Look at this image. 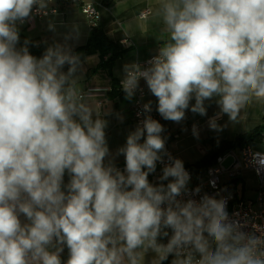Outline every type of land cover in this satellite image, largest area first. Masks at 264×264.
Segmentation results:
<instances>
[{"label": "clouds", "instance_id": "clouds-1", "mask_svg": "<svg viewBox=\"0 0 264 264\" xmlns=\"http://www.w3.org/2000/svg\"><path fill=\"white\" fill-rule=\"evenodd\" d=\"M51 2L0 0V264H146L149 252V264L169 256L171 264H264V230L242 231L223 198H194L201 188L189 190L183 161L167 152L163 126L148 115L151 101L117 149L121 170L106 139L110 109L93 102L99 85L81 83L73 33L39 58L29 40L17 47V23L34 8L47 16ZM154 15L167 39L147 66H123L126 99L143 91V80L160 116L175 123L189 109L207 115L205 102L215 100V131L221 115L240 124L249 105H264V0H159ZM192 133L199 137L195 125ZM250 163L259 174L264 153Z\"/></svg>", "mask_w": 264, "mask_h": 264}, {"label": "crops", "instance_id": "crops-1", "mask_svg": "<svg viewBox=\"0 0 264 264\" xmlns=\"http://www.w3.org/2000/svg\"><path fill=\"white\" fill-rule=\"evenodd\" d=\"M95 3L99 12V19L95 26L102 29L105 35L114 43H117L124 54L114 63L112 77L105 69H97L100 59L97 55H86L82 47L86 44L91 28L94 27L74 5L58 4L49 5V9L55 8L56 14H49L42 19L31 17L23 24L17 23L19 33L28 40H35L46 47L54 43H64V37L73 33L74 38L68 43L74 53L79 54L82 60L83 74L81 83L86 89L102 88L93 102L102 112L110 109V114L104 116L108 121L105 129L106 139L110 152L114 156V163L121 170L125 167L123 155L116 156L117 149L126 143L129 132L134 131L136 125L133 122L131 109L132 99H126L125 93L120 89L123 79V66L129 63H142L158 54L159 42L167 39V34L162 35L161 21L154 15V8L159 0H91ZM148 11L149 15L140 19V14ZM49 23L55 25V30H49ZM126 34L127 37L124 35ZM127 40L125 45L122 41ZM67 65L64 71H67ZM96 70V71H94ZM94 71V72H93ZM116 84V85H115ZM116 89H119L117 93ZM140 89L145 92V102H152V108L157 109V99L150 93L146 83L140 81ZM195 103V101H191ZM207 115L200 116L186 110L185 119L180 123L164 120L162 123L166 131L171 135L168 144L173 155L181 159L184 164L192 165L203 157L215 152L220 142H232L237 136L244 135L252 129L264 126V105L253 103L242 113L243 119L240 124L229 122L226 114L217 119V123L224 126L221 131L211 130L208 125L209 119L219 113L220 109L215 100L205 102ZM193 125L199 130V137L192 133ZM142 142V141H141ZM253 151L264 153V133L259 142L249 146ZM160 174H149L151 183L158 182ZM68 181L65 175V183ZM166 182V181H165ZM257 178L253 171L244 170L238 180L233 184L226 176L222 177L223 189L229 195L236 198L253 199L256 196ZM241 195L237 196L236 189ZM233 189V190H232ZM167 242V238H165ZM172 256H169L170 263Z\"/></svg>", "mask_w": 264, "mask_h": 264}, {"label": "built area", "instance_id": "built-area-1", "mask_svg": "<svg viewBox=\"0 0 264 264\" xmlns=\"http://www.w3.org/2000/svg\"><path fill=\"white\" fill-rule=\"evenodd\" d=\"M51 4H67L74 5L79 8L80 12L85 16V18L95 26L97 20L99 19V12L96 5L91 0H52ZM56 14L57 10L55 8L48 9L49 14ZM48 14V15H49ZM149 15L148 11H144L140 14V19H144ZM33 17L37 19H42L45 16L42 14H37L35 8L33 9ZM151 59V58H150ZM146 60L140 63L143 66H147ZM143 81V80H141ZM122 89V87H121ZM123 91V90H122ZM145 92L138 90L132 98V119L134 124L137 126L138 123L144 119V113L142 111L143 105L145 104ZM140 113V115H138ZM151 117L161 123L164 131L161 133L162 137L165 138V147L168 153L172 157L176 158L173 153L169 150L168 144L171 135L166 131L165 126L162 123V118L157 110L152 108ZM250 147H246L239 151L227 152L225 154L216 157L215 165L205 172L204 176H194L187 165L184 164L185 169L190 174V182L188 184L189 190L195 189L197 186L201 188V192L195 199H199L200 196L207 193L208 195L216 196V198H223L226 200V209L229 213V217L234 220H238L241 224L245 226L241 229L246 233H253L257 236L260 235V231H256L253 225L259 226L261 230H264V170H261L259 174L255 167L250 163L252 153H255ZM165 162H167V156H165ZM229 163V164H227ZM163 165L159 162L157 163L156 172L160 175L162 174ZM244 170H251L254 172L257 178V190L254 199H236L233 195H229L225 192L222 185V177L226 176L231 182L238 178ZM187 198V197H185ZM173 257H171V260ZM171 260L170 263L171 264Z\"/></svg>", "mask_w": 264, "mask_h": 264}, {"label": "trees", "instance_id": "trees-1", "mask_svg": "<svg viewBox=\"0 0 264 264\" xmlns=\"http://www.w3.org/2000/svg\"><path fill=\"white\" fill-rule=\"evenodd\" d=\"M19 36H20V41H19V44L17 45L18 48L23 46L24 41L26 40V38H24L20 33H19ZM29 41L30 43L28 45V48H29L30 54H32L33 56L37 58L41 57L47 47L42 43L40 44L37 43V41L35 40H29ZM82 50L84 51L86 55H89V56L97 55L100 59L97 69L107 70L110 77H112V70H113L114 63L124 54V51L121 49V47L117 43L112 42L105 35L102 29L98 26H94L91 28L87 42L82 47ZM120 90L122 91V89ZM116 91L117 93H119V89H116ZM131 112H132V109H131ZM262 133H264V126H259V127L252 129L250 132L244 135L237 136L235 140L232 142H220L215 152L209 154L208 156L203 157L200 161H198L195 164H192V165L186 164V165L194 176L202 177L204 176L207 169L215 165V160L217 156L225 154L230 151L238 153L242 149L249 147L254 143L259 142L262 138ZM214 154H216V157L213 160H211L210 158ZM238 178H236L232 183L235 184V181L238 180ZM159 182L160 181L155 182L154 184H158ZM164 183H167V181ZM233 196L234 198H236L234 194ZM236 199H241V198H236ZM244 200H247V199H244ZM163 241H165V238L161 239V242ZM62 259L64 260L67 259V249H65L64 253L62 254ZM167 261H169V258L168 260L164 261L163 264H166Z\"/></svg>", "mask_w": 264, "mask_h": 264}, {"label": "rangeland", "instance_id": "rangeland-1", "mask_svg": "<svg viewBox=\"0 0 264 264\" xmlns=\"http://www.w3.org/2000/svg\"><path fill=\"white\" fill-rule=\"evenodd\" d=\"M232 190H233V189H232ZM236 194H237V196H240V195H241V193H240V191H239L238 188L236 189ZM162 243H166V241H163ZM153 256H154V253H152V252H149V253L146 255V257H145V262H146V264H149V262L151 261V259L153 258Z\"/></svg>", "mask_w": 264, "mask_h": 264}, {"label": "water", "instance_id": "water-1", "mask_svg": "<svg viewBox=\"0 0 264 264\" xmlns=\"http://www.w3.org/2000/svg\"><path fill=\"white\" fill-rule=\"evenodd\" d=\"M216 157V154H214L213 156H211V160H213Z\"/></svg>", "mask_w": 264, "mask_h": 264}, {"label": "flooded vegetation", "instance_id": "flooded-vegetation-1", "mask_svg": "<svg viewBox=\"0 0 264 264\" xmlns=\"http://www.w3.org/2000/svg\"><path fill=\"white\" fill-rule=\"evenodd\" d=\"M21 219H23V217H21Z\"/></svg>", "mask_w": 264, "mask_h": 264}]
</instances>
